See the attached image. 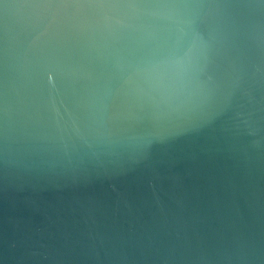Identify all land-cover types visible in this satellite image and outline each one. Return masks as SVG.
Masks as SVG:
<instances>
[{
	"label": "water",
	"instance_id": "95a60500",
	"mask_svg": "<svg viewBox=\"0 0 264 264\" xmlns=\"http://www.w3.org/2000/svg\"><path fill=\"white\" fill-rule=\"evenodd\" d=\"M248 55L222 121L122 168L0 75V264H264V133L243 124L264 125V65Z\"/></svg>",
	"mask_w": 264,
	"mask_h": 264
},
{
	"label": "clouds",
	"instance_id": "9594fccd",
	"mask_svg": "<svg viewBox=\"0 0 264 264\" xmlns=\"http://www.w3.org/2000/svg\"><path fill=\"white\" fill-rule=\"evenodd\" d=\"M248 53L264 65V0H0L4 84L100 166L213 128Z\"/></svg>",
	"mask_w": 264,
	"mask_h": 264
}]
</instances>
